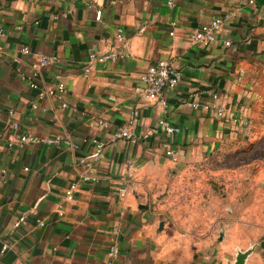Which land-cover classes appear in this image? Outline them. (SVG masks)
Returning <instances> with one entry per match:
<instances>
[{
    "label": "crops",
    "instance_id": "crops-1",
    "mask_svg": "<svg viewBox=\"0 0 264 264\" xmlns=\"http://www.w3.org/2000/svg\"><path fill=\"white\" fill-rule=\"evenodd\" d=\"M214 17L223 20L217 39L193 42L192 31ZM0 28V264H232L253 244L246 264H264V164L232 171L215 228L196 237L177 233L159 199L167 178L249 139L264 101V0H0ZM108 49L126 55L86 72L89 53ZM37 53L62 57L42 68L40 84L65 81L67 107L55 96L38 98L20 77L17 68L28 70ZM160 59L183 71L164 91L166 110L136 90ZM164 117L181 131L160 128ZM131 119L136 141L116 135ZM21 133L62 134L71 143L9 146ZM94 137L105 143L98 163ZM165 141L180 149L178 163L165 155ZM86 173L98 177L83 181Z\"/></svg>",
    "mask_w": 264,
    "mask_h": 264
},
{
    "label": "built area",
    "instance_id": "built-area-1",
    "mask_svg": "<svg viewBox=\"0 0 264 264\" xmlns=\"http://www.w3.org/2000/svg\"><path fill=\"white\" fill-rule=\"evenodd\" d=\"M169 6L174 5L175 0H166ZM250 2H254V0H249ZM58 17V14L55 15ZM101 11L97 12V18L100 19ZM223 20L221 17H214L208 22L200 24L196 29L192 31L190 34V38L195 43H202L204 45H208L213 43L219 34V31L222 28ZM4 32L0 28V39L3 36ZM171 34H174V31H171ZM119 41L124 39V32L122 28H119L116 35ZM227 45L231 44V40L227 39L225 41ZM1 47V46H0ZM21 52L23 55H31L32 49L29 45L25 44L21 47ZM126 53L123 50H113L108 49L102 52L98 51H91L89 53L87 66L85 68L86 72H89L91 69V64L94 62L105 63L108 61H115L121 58H124ZM17 58H15L16 60ZM63 62L62 57L57 54H43L37 53L34 56V59L29 62L28 67L29 69H25L23 66H19L17 71L20 77L26 80L29 84L31 89L37 91L38 98H43L45 96L57 97L61 99V106L63 108L68 106V102L64 99L65 94L67 92L66 83L63 80L58 81L55 84H40V76L42 68L48 66L50 64H58ZM183 77V71L174 66L169 60L167 59H160L155 63L150 64L144 73L141 76V82L139 85L136 86V90L143 96L145 99L149 100H158L164 109L166 110L168 107V101L166 97H164V91L166 89H173L175 88ZM208 90H205L207 92ZM200 94V91L193 92V95L197 96ZM213 97L217 98L219 96L218 92L212 93ZM194 107L199 105L198 101L192 102ZM33 107H37V104L34 102L32 103ZM9 114L12 117L11 125L14 128L19 127V121L17 118H14L15 110L14 108L9 109ZM218 114L224 115V108H218ZM98 124L109 127V121L105 119H98L96 121ZM134 119L130 120L128 125L119 126L118 130L116 131V135L121 137H127L131 140L136 141L137 136L133 132L132 124ZM159 126L168 134H177L181 131V127L177 124L171 122L168 118H160ZM246 124H249L248 120ZM92 142L95 145V152L92 155L94 158V162L98 163L101 159L102 155V148L104 147L105 143L103 140L94 137L92 138ZM70 144V138L63 136L62 134H55L53 136L48 135H36L30 133H21L17 137L11 138L9 140L8 145L13 146L17 144L18 146H25L27 144ZM165 155L174 163H178L181 159V151L180 149L172 144L169 141H165L163 143ZM97 175L93 173H86L83 175V181H88L89 179H97ZM79 182H73L70 186L66 189V197L68 200H72L75 196V191L78 188ZM127 191L126 187H121L120 192L125 194ZM40 224H44L42 220H40ZM117 228L113 229V234H117ZM9 247V243L4 242L2 246V250L7 249ZM119 246L116 242H113L111 247L109 248L108 254L109 256L114 259L119 255Z\"/></svg>",
    "mask_w": 264,
    "mask_h": 264
},
{
    "label": "rangeland",
    "instance_id": "rangeland-1",
    "mask_svg": "<svg viewBox=\"0 0 264 264\" xmlns=\"http://www.w3.org/2000/svg\"><path fill=\"white\" fill-rule=\"evenodd\" d=\"M258 107L250 137L243 139L236 151L189 165L175 177L167 178L159 199L164 204L161 210L177 233L196 237L214 229L215 215L232 186V171L263 167L264 101Z\"/></svg>",
    "mask_w": 264,
    "mask_h": 264
},
{
    "label": "water",
    "instance_id": "water-1",
    "mask_svg": "<svg viewBox=\"0 0 264 264\" xmlns=\"http://www.w3.org/2000/svg\"><path fill=\"white\" fill-rule=\"evenodd\" d=\"M161 227H163V222L161 223ZM255 248V244L249 246L246 249L239 248L232 264H246L248 256L255 250Z\"/></svg>",
    "mask_w": 264,
    "mask_h": 264
}]
</instances>
